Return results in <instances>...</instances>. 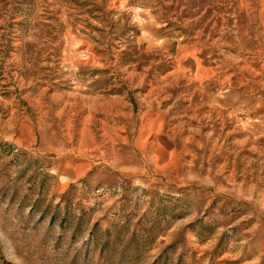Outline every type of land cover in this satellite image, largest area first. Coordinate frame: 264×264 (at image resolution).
<instances>
[{
	"label": "rangeland",
	"instance_id": "1",
	"mask_svg": "<svg viewBox=\"0 0 264 264\" xmlns=\"http://www.w3.org/2000/svg\"><path fill=\"white\" fill-rule=\"evenodd\" d=\"M0 264H264V0H0Z\"/></svg>",
	"mask_w": 264,
	"mask_h": 264
}]
</instances>
